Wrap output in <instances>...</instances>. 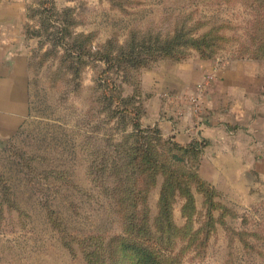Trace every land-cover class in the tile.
<instances>
[{
  "label": "rangeland",
  "instance_id": "374dc122",
  "mask_svg": "<svg viewBox=\"0 0 264 264\" xmlns=\"http://www.w3.org/2000/svg\"><path fill=\"white\" fill-rule=\"evenodd\" d=\"M6 1L23 3V32L34 47L31 115L0 147V264H110L103 243L122 233L121 216L145 215L150 231L162 235V188L170 181L175 230L154 244L157 254L162 247L175 253L166 264H264V175L258 170L249 192L220 191L197 183L190 177L196 164L179 165L162 146L160 160L174 174L161 163L152 167L146 134L126 110L141 106L140 123L151 126L142 121L143 75L166 63L256 59L250 51L258 41L264 66V0L258 8L256 0L0 3ZM62 27L74 54L55 38ZM176 32L205 35L211 45L186 43L169 55L156 50ZM132 51L139 60L120 59ZM121 197L130 202L120 204Z\"/></svg>",
  "mask_w": 264,
  "mask_h": 264
},
{
  "label": "crops",
  "instance_id": "0c3cea01",
  "mask_svg": "<svg viewBox=\"0 0 264 264\" xmlns=\"http://www.w3.org/2000/svg\"><path fill=\"white\" fill-rule=\"evenodd\" d=\"M22 4L0 3V147L20 135L32 112L34 43L23 32ZM143 80L142 121L182 145L204 141L202 179L236 194L258 184V170L264 175V66L258 59L196 57L148 69Z\"/></svg>",
  "mask_w": 264,
  "mask_h": 264
},
{
  "label": "trees",
  "instance_id": "16d2710c",
  "mask_svg": "<svg viewBox=\"0 0 264 264\" xmlns=\"http://www.w3.org/2000/svg\"><path fill=\"white\" fill-rule=\"evenodd\" d=\"M49 1V0H47ZM255 6L258 8V0L256 2L253 1ZM64 30L66 28L62 27V29L56 35V39L63 44V46L71 52V50H76L74 44L69 43V41L65 38L66 34H64ZM181 32H176L174 36L171 38L165 39L164 42H159V46L156 48L157 51L163 53L164 55L172 54L171 51L174 49H178L180 45H185L188 43L189 45L195 46L197 48H201V45H205L206 47H210V43L208 42L206 36L202 37H192L191 35H180ZM31 35H35L31 33ZM37 35H41L37 33ZM58 42V41H57ZM252 58L258 59V41H253ZM59 44V43H58ZM153 50L152 47L149 48ZM78 51V50H76ZM75 51V52H76ZM74 54V52H71ZM85 52L79 51L77 53L78 56H82ZM137 52L132 51L130 54L124 53L120 56V59L123 60H134L137 61L141 56H136ZM104 61L106 63L111 62L112 56L104 55ZM205 60H210L206 58H201ZM31 68L33 67L32 56H31ZM126 110H130L135 115L134 125L135 129L138 132H144L147 138V147L145 152L152 154V159L154 164L152 167H155L157 164L161 163V169L168 170L173 173L172 170L168 169L173 166H167L165 162L160 160V150L159 147H163V152L168 154L170 160L178 163L179 165H183L188 167L189 163L196 164V171L190 174V177L195 179V181L199 184L205 185L209 184L207 181L202 179L198 173V167L201 161L202 150L204 147V141H192L187 145L179 144L178 142L172 139H164L161 134V129L158 125L155 126H143L140 123L139 116L142 113L141 106L139 108H126ZM188 165V166H187ZM189 168V167H188ZM178 176V175H177ZM167 184H171V181ZM167 184L162 188V208L164 212L159 213L158 217V227L157 230L162 233L161 236H155L154 232H151L148 228L149 218L145 215H141L139 213H131L121 216V220L124 224V228L122 233L114 234L107 239L104 246L109 249V260L110 264H166L167 258L174 259L175 253L173 254V250H168L169 248H163L162 254H157L155 249L157 247L154 245L157 239H163L166 235L169 237L170 234L175 230L173 226L172 217L170 216V198L167 195ZM120 204L129 203L130 199H126L121 197L118 201ZM131 205L136 207L138 204L136 201H132ZM147 225V226H146ZM103 262H104V258ZM104 264V263H103Z\"/></svg>",
  "mask_w": 264,
  "mask_h": 264
}]
</instances>
